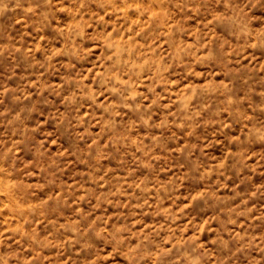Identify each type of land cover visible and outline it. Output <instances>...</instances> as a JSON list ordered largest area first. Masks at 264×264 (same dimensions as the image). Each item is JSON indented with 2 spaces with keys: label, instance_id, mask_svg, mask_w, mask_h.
<instances>
[{
  "label": "rangeland",
  "instance_id": "obj_1",
  "mask_svg": "<svg viewBox=\"0 0 264 264\" xmlns=\"http://www.w3.org/2000/svg\"><path fill=\"white\" fill-rule=\"evenodd\" d=\"M0 264H264V0H0Z\"/></svg>",
  "mask_w": 264,
  "mask_h": 264
}]
</instances>
